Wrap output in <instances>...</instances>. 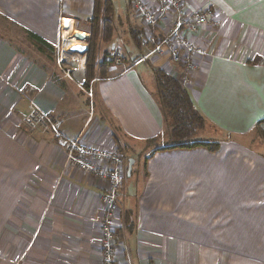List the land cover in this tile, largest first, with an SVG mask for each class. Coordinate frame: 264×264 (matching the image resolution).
I'll return each instance as SVG.
<instances>
[{"label": "crops", "instance_id": "0c3cea01", "mask_svg": "<svg viewBox=\"0 0 264 264\" xmlns=\"http://www.w3.org/2000/svg\"><path fill=\"white\" fill-rule=\"evenodd\" d=\"M93 1L0 0V264H101L107 181L66 164L47 130L24 126L30 101L67 138L81 134L85 145L144 156L143 164L132 157L118 192L116 264H264V0H188L190 10H214L187 34L202 53L183 86L206 120L199 141L218 148L151 155L146 142L161 137L164 122L137 68L178 78V67L167 53L149 55L150 44L134 45L130 29H147L131 0H110L111 30L99 41L127 61L88 87L87 52L61 48L55 61L28 38L27 30L54 47L62 28L88 32ZM139 52L145 60L128 63ZM259 131L262 138L253 137Z\"/></svg>", "mask_w": 264, "mask_h": 264}, {"label": "built area", "instance_id": "2783aa9c", "mask_svg": "<svg viewBox=\"0 0 264 264\" xmlns=\"http://www.w3.org/2000/svg\"><path fill=\"white\" fill-rule=\"evenodd\" d=\"M188 0H156L154 8L144 0H131V11L142 19L146 32L139 33L142 44H150L149 55L169 54L171 63L177 68L178 78L184 84L190 73L196 69L195 57L202 53L187 34H196L214 15L211 6L190 10ZM170 19L165 29L162 22ZM119 56V55H118ZM120 57V56H119ZM119 62V58L115 59ZM92 96L90 91L87 93ZM26 128L40 127L50 132L64 153V162L83 172H91L107 181L101 199L103 213L100 222L101 264H116V233L114 221L118 211V192L123 187L127 161L117 151L101 150L81 142V134L73 139L67 138L59 130L57 122L33 101L23 119ZM104 165L102 168L97 164Z\"/></svg>", "mask_w": 264, "mask_h": 264}, {"label": "trees", "instance_id": "16d2710c", "mask_svg": "<svg viewBox=\"0 0 264 264\" xmlns=\"http://www.w3.org/2000/svg\"><path fill=\"white\" fill-rule=\"evenodd\" d=\"M111 14L112 4L110 0L93 1L92 12L88 17L89 38L87 40L84 87H88V83L95 77H106L107 67L113 65L116 58H119L121 62L127 61V58L123 56L111 55L99 48V41L105 42L111 30ZM26 32L28 38L35 42L40 50L44 49L49 58H52L54 47L41 36L28 30ZM130 36L134 45L143 46L139 39V32L130 29ZM144 55L139 52L128 63L140 59L144 61ZM151 73L155 94L163 116L164 131L158 139L147 140L146 153L151 155L159 149L198 146H204L211 151L216 150L218 143L197 140L200 131L205 127L206 120L196 110L191 96L181 80L159 67H152Z\"/></svg>", "mask_w": 264, "mask_h": 264}, {"label": "rangeland", "instance_id": "374dc122", "mask_svg": "<svg viewBox=\"0 0 264 264\" xmlns=\"http://www.w3.org/2000/svg\"><path fill=\"white\" fill-rule=\"evenodd\" d=\"M116 1V3H117V1L118 2H120L121 0H115ZM62 23V22H61ZM84 27V26H83ZM89 29V28H88ZM85 31H87V29H86V27H85ZM87 33V36H88V38H89V32H86ZM88 38H87V40H88ZM64 43H65V45H64ZM86 43H87V41H86ZM67 45H69V42L67 43V41H65V42H63V41H61L60 39H57L56 40V43H55V45H54V55H53V57H54V59H55V61L60 57V53L61 52H59L60 50H61V48H65V47H67ZM126 47V46H125ZM126 49V48H125ZM137 70H143L144 72H145V74L143 73L142 74V78H143V82L146 84V86L149 88V89H152L154 92H155V88H154V85H153V78H152V75H151V70H150V68H149V66L148 65H145V63H142L138 68H137ZM149 74H150V77H149ZM84 90V89H83ZM85 91V93L87 94L88 92H89V90H84ZM88 95V94H87ZM85 99H86V101H87V98L85 97ZM83 100H84V97H83ZM85 106H88V105H85ZM87 109V108H86ZM259 133V134H258ZM256 137L257 139L258 138H262V134L260 133V131L259 132H256L255 133V135H253V137ZM197 140H199V138L197 139ZM261 145V144H260ZM123 157H125V159H126V161H128L129 159H132V155H131V153H129V152H127V153H124V155H123ZM133 158H135V157H133ZM136 159V158H135ZM136 160H138V161H140L142 164H143V162H144V156L142 155V157H139V158H137ZM126 171H127V165H126ZM125 171V172H126ZM134 171V170H133ZM133 176H134V174H133ZM125 180L126 181H128L129 180V176H125Z\"/></svg>", "mask_w": 264, "mask_h": 264}, {"label": "water", "instance_id": "95a60500", "mask_svg": "<svg viewBox=\"0 0 264 264\" xmlns=\"http://www.w3.org/2000/svg\"><path fill=\"white\" fill-rule=\"evenodd\" d=\"M77 41L86 42L88 36L86 32L78 33L75 37ZM69 52L72 53H79V54H85L87 52V45L85 43H75L69 46L68 48ZM134 160L129 159L127 164V175L129 176L131 173V168Z\"/></svg>", "mask_w": 264, "mask_h": 264}, {"label": "bare ground", "instance_id": "6f19581e", "mask_svg": "<svg viewBox=\"0 0 264 264\" xmlns=\"http://www.w3.org/2000/svg\"><path fill=\"white\" fill-rule=\"evenodd\" d=\"M82 32L83 31H79V30H75V29L70 30L68 28H62L61 29V37H60V40L63 41V42L67 41V43L69 42V45H67V47H65L63 49L64 50L65 49L67 50V48L70 45L75 44V43H81V44H83L84 42L77 41V39L75 38L78 33H82ZM64 45H65V43H64ZM75 55L78 56V57H80V58H83V54L80 55L79 53H75Z\"/></svg>", "mask_w": 264, "mask_h": 264}]
</instances>
